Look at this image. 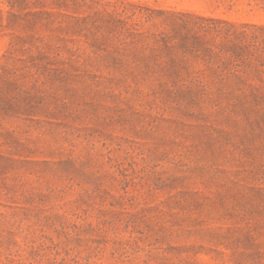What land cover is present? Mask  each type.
<instances>
[{
    "label": "rangeland",
    "instance_id": "obj_1",
    "mask_svg": "<svg viewBox=\"0 0 264 264\" xmlns=\"http://www.w3.org/2000/svg\"><path fill=\"white\" fill-rule=\"evenodd\" d=\"M187 13L264 59V0H0V264H264V74L192 100L131 55Z\"/></svg>",
    "mask_w": 264,
    "mask_h": 264
},
{
    "label": "trees",
    "instance_id": "obj_2",
    "mask_svg": "<svg viewBox=\"0 0 264 264\" xmlns=\"http://www.w3.org/2000/svg\"><path fill=\"white\" fill-rule=\"evenodd\" d=\"M192 23L185 22L171 32L148 34L143 51L132 56L145 64L148 72L167 82L173 80L177 96L192 100H242L258 97L260 87L251 83V76L264 74V59L258 45L248 43L246 31L237 24L191 13ZM126 27L127 22L120 20ZM249 26L248 24H245ZM127 29L126 40L144 33ZM114 30L112 31V33ZM253 39L257 42L258 37ZM126 48L124 49V51ZM114 64L122 62L116 55L121 50L108 51ZM125 56L126 54H122ZM119 61V62H118Z\"/></svg>",
    "mask_w": 264,
    "mask_h": 264
}]
</instances>
